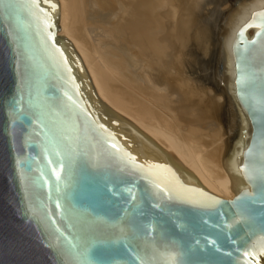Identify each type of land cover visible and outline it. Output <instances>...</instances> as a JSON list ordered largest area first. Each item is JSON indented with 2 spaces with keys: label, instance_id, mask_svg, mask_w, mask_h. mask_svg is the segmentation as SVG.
Wrapping results in <instances>:
<instances>
[{
  "label": "water",
  "instance_id": "1",
  "mask_svg": "<svg viewBox=\"0 0 264 264\" xmlns=\"http://www.w3.org/2000/svg\"><path fill=\"white\" fill-rule=\"evenodd\" d=\"M55 21L59 0H0V264H260L264 0L224 37L240 125L228 170L245 183L230 199L97 99Z\"/></svg>",
  "mask_w": 264,
  "mask_h": 264
},
{
  "label": "bare ground",
  "instance_id": "2",
  "mask_svg": "<svg viewBox=\"0 0 264 264\" xmlns=\"http://www.w3.org/2000/svg\"><path fill=\"white\" fill-rule=\"evenodd\" d=\"M247 1L59 0L55 21V37L79 56L97 99L151 130L171 162L227 199L245 183L228 170L240 125L224 37Z\"/></svg>",
  "mask_w": 264,
  "mask_h": 264
},
{
  "label": "rangeland",
  "instance_id": "3",
  "mask_svg": "<svg viewBox=\"0 0 264 264\" xmlns=\"http://www.w3.org/2000/svg\"><path fill=\"white\" fill-rule=\"evenodd\" d=\"M232 1H234V2H238V3H236V4H239V3H241L242 0H232ZM234 2H233V3H234ZM220 6H221V5H220ZM220 6H219V7H220ZM222 10H223V9H222ZM222 12H223V11H222Z\"/></svg>",
  "mask_w": 264,
  "mask_h": 264
}]
</instances>
